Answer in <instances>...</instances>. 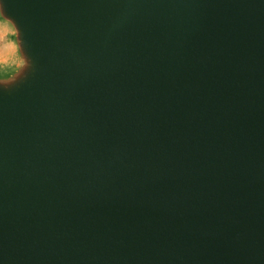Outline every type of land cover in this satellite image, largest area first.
<instances>
[{
    "label": "water",
    "instance_id": "95a60500",
    "mask_svg": "<svg viewBox=\"0 0 264 264\" xmlns=\"http://www.w3.org/2000/svg\"><path fill=\"white\" fill-rule=\"evenodd\" d=\"M0 3V264H264V0Z\"/></svg>",
    "mask_w": 264,
    "mask_h": 264
},
{
    "label": "clouds",
    "instance_id": "9594fccd",
    "mask_svg": "<svg viewBox=\"0 0 264 264\" xmlns=\"http://www.w3.org/2000/svg\"><path fill=\"white\" fill-rule=\"evenodd\" d=\"M21 49L19 29L6 16L4 4L0 3V86L5 88L11 86L17 81L11 80V77L20 72L24 74L29 67V62L26 56L22 55Z\"/></svg>",
    "mask_w": 264,
    "mask_h": 264
}]
</instances>
